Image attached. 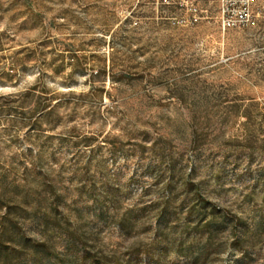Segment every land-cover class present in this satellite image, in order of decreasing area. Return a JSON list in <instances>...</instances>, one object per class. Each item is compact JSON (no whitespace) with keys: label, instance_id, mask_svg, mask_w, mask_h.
I'll return each mask as SVG.
<instances>
[{"label":"rangeland","instance_id":"obj_1","mask_svg":"<svg viewBox=\"0 0 264 264\" xmlns=\"http://www.w3.org/2000/svg\"><path fill=\"white\" fill-rule=\"evenodd\" d=\"M0 264H264V0H0Z\"/></svg>","mask_w":264,"mask_h":264},{"label":"trees","instance_id":"obj_2","mask_svg":"<svg viewBox=\"0 0 264 264\" xmlns=\"http://www.w3.org/2000/svg\"><path fill=\"white\" fill-rule=\"evenodd\" d=\"M51 98H53V97H51ZM39 102H37V105L34 107V111H36V110H38L39 108H40V104H38Z\"/></svg>","mask_w":264,"mask_h":264},{"label":"built area","instance_id":"obj_3","mask_svg":"<svg viewBox=\"0 0 264 264\" xmlns=\"http://www.w3.org/2000/svg\"><path fill=\"white\" fill-rule=\"evenodd\" d=\"M225 2H227V3H229V2H231L232 0H224ZM252 23H254V22H252Z\"/></svg>","mask_w":264,"mask_h":264}]
</instances>
